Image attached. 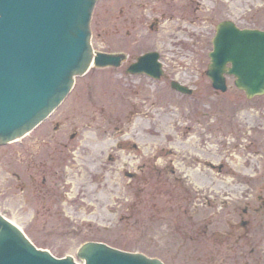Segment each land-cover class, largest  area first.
<instances>
[{
    "label": "rangeland",
    "instance_id": "obj_1",
    "mask_svg": "<svg viewBox=\"0 0 264 264\" xmlns=\"http://www.w3.org/2000/svg\"><path fill=\"white\" fill-rule=\"evenodd\" d=\"M226 19L264 29V0L98 1L91 44L126 60L77 77L37 127L0 145V213L78 263L95 240L166 264H264V95L247 100L232 77L215 91L205 75ZM151 50L161 78L126 72Z\"/></svg>",
    "mask_w": 264,
    "mask_h": 264
},
{
    "label": "water",
    "instance_id": "obj_2",
    "mask_svg": "<svg viewBox=\"0 0 264 264\" xmlns=\"http://www.w3.org/2000/svg\"><path fill=\"white\" fill-rule=\"evenodd\" d=\"M96 2L0 0V145L23 137L44 120L67 96L74 78L91 65L117 67L125 59L122 53L93 51L90 19ZM208 56L205 74L214 89L225 91L228 75L247 99L264 94V29L238 28L223 20L216 25ZM158 57L154 51L144 53L127 71L158 79L163 73ZM170 86L191 93L174 80ZM128 251L88 241L76 255L84 264H163ZM0 264L79 263L37 249L0 214Z\"/></svg>",
    "mask_w": 264,
    "mask_h": 264
},
{
    "label": "flooded vegetation",
    "instance_id": "obj_3",
    "mask_svg": "<svg viewBox=\"0 0 264 264\" xmlns=\"http://www.w3.org/2000/svg\"><path fill=\"white\" fill-rule=\"evenodd\" d=\"M138 1H140V0H138ZM154 21H157V20H154ZM150 27H153V23L150 25ZM242 213H247V210H243V212ZM248 225V222L247 221H245L244 219H242V221L240 222V226H247ZM237 231V228H232L231 229V232H229V240H230V238H231V236L233 235V237H235V239H238V238H240V234H236L235 232ZM230 242H231V240H230ZM232 243V242H231Z\"/></svg>",
    "mask_w": 264,
    "mask_h": 264
}]
</instances>
